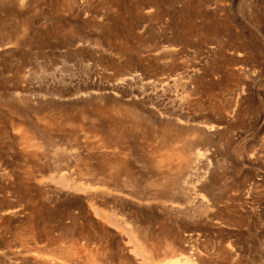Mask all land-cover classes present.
Segmentation results:
<instances>
[{"label":"rangeland","instance_id":"374dc122","mask_svg":"<svg viewBox=\"0 0 264 264\" xmlns=\"http://www.w3.org/2000/svg\"><path fill=\"white\" fill-rule=\"evenodd\" d=\"M24 3L0 0V264H264V0Z\"/></svg>","mask_w":264,"mask_h":264},{"label":"bare ground","instance_id":"6f19581e","mask_svg":"<svg viewBox=\"0 0 264 264\" xmlns=\"http://www.w3.org/2000/svg\"><path fill=\"white\" fill-rule=\"evenodd\" d=\"M25 1H27V0H23V4H25L24 2ZM134 76V75H133ZM133 76H131V77H128V78H133ZM180 119H182V118H180ZM186 121H188V119L186 120ZM180 122H185L184 120H180ZM187 123V122H186ZM166 126V125H165ZM164 125H163V127H165ZM204 127L208 130V131H211V130H214V128H215V126L213 125V123L212 124H206V125H204ZM166 128V127H165ZM167 129V128H166ZM165 129V130H166ZM163 130H164V128H163ZM162 130V131H163ZM165 130H164V133H165ZM169 130V133H170V130L171 129H168ZM172 130H173V127H172ZM171 130V131H172ZM173 132V131H172ZM171 135V134H170ZM27 138L28 139H33V135L30 133H27ZM163 144V143H162ZM179 144H180V142H179ZM167 147H168V145H166ZM172 146V145H171ZM185 145H184V143H183V141L181 142V144L179 145V146H176L175 144H174V146H172V147H175V148H173L172 150H168L169 152L166 154V156H164L163 155V157H162V159H161V163H162V166L164 167L165 165H163V164H165V162L166 161H177L178 162V164H177V168L179 169H181V167H183L182 165H185L184 163L185 162H187L188 160H187V158L188 157H186V151L184 150V147ZM189 147V146H188ZM169 148V147H168ZM164 149H166L167 150V148H165L164 147ZM186 152V153H185ZM196 152V155L195 154H192V155H195V158L197 159V158H199V156L200 155H202V153L200 152V151H195ZM162 155V154H161ZM160 155V156H161ZM81 158V157H80ZM189 159V158H188ZM195 159V160H196ZM108 160V159H107ZM195 160H193V161H195ZM82 162V161H81ZM188 162H190V161H188ZM84 163V162H83ZM160 164V163H159ZM158 164V165H159ZM190 164V163H189ZM196 164V163H195ZM193 165H194V163H193ZM166 166H170V165H166ZM187 166V165H186ZM189 166V165H188ZM93 167V166H92ZM87 168V170L88 171H91V170H93V168H91V166H90V164L88 165V167H86ZM179 169V170H180ZM195 169V168H194ZM193 169V170H194ZM96 171V170H95ZM101 173H102V170H101ZM205 176V175H204ZM96 178H97V176H95ZM167 177V176H166ZM104 179V178H103ZM106 179V178H105ZM111 179V178H110ZM169 179V178H168ZM198 180H202V177H200L199 176V178H198ZM62 182V181H61ZM197 182V181H196ZM65 183V182H64ZM195 184V183H194ZM79 185V184H78ZM105 186V185H104ZM78 188V187H77ZM82 189V191H84L86 188H88L87 186L85 187V189L83 188V187H81ZM105 188V187H104ZM185 188V187H184ZM79 189V188H78ZM98 189V188H97ZM113 189V188H112ZM195 189V188H194ZM80 190V191H81ZM100 190H101V188H100ZM105 190H106V188H105ZM86 191H87V189H86ZM107 194H109V196L110 195H114V196H116L117 195V193H114V191L113 190H109L108 188H107ZM99 192V191H98ZM103 193V192H102ZM122 195V194H121ZM125 194H123L122 196H124ZM195 195H197V194H195ZM108 196V197H109ZM129 199H131V197H128ZM192 198V197H191ZM198 197L197 196H194L193 197V199H191V200H194V201H196V199H197ZM133 199V198H132ZM148 199V198H147ZM138 200V199H137ZM110 201V200H109ZM105 202V201H104ZM106 202H108V201H106ZM195 205H197V206H200V208L201 209H203V206H201L200 204H195ZM166 206H169L172 210H174V211H176V212H179V214H182V213H184L183 212V207H182V205L181 204H179V203H170L169 205L168 204H166ZM200 209V210H201ZM102 211V210H101ZM103 212V211H102ZM101 212V213H102ZM134 212V211H133ZM132 212V213H133ZM100 213V214H101ZM135 213V212H134ZM98 215H99V213H97ZM195 214V213H194ZM193 214V215H194ZM104 215V214H103ZM106 216V215H105ZM108 217V216H107ZM104 218V217H103ZM111 218V217H110ZM130 218L132 219L133 217L130 215ZM135 219V218H134ZM110 220L108 219V222H109ZM131 221H133V219L131 220ZM137 222V221H136ZM135 222V223H136ZM111 223H112V221H111ZM115 223V222H114ZM138 224V223H137ZM136 224V226L139 228L140 226H138ZM2 227V226H1ZM132 229V228H131ZM130 231H132V230H130ZM131 235H132V233H131ZM135 236L137 237V239H139V240H141V241H138L139 243H140V247H141V250H143L144 252H150V251H148L149 250V248H148V246H147V244L145 243V241H143L142 239H144V237H142V236H140V234L138 233V234H135ZM133 237V236H132ZM136 240V239H135ZM7 252V251H6ZM20 253H21V249L19 248V251H18V254L15 256L16 257V262H15V264H22V261H21V259H20ZM3 256V255H2ZM92 257V256H91ZM95 258V257H94ZM94 258H93V260H94ZM94 261H97V259L95 258V260ZM94 261H92V262H94ZM5 262V261H4ZM14 262V261H13ZM6 263V262H5ZM98 263L100 264L101 262H99L98 261ZM7 264V263H6ZM93 264V263H92ZM96 264H97V262H96ZM146 264H150V261L149 262H146ZM187 264H207L204 260H203V258H201V257H199V258H196V259H194V260H191V261H188L187 262Z\"/></svg>","mask_w":264,"mask_h":264}]
</instances>
